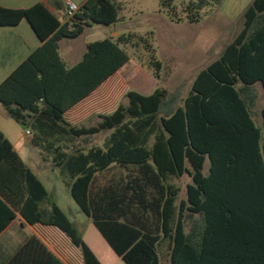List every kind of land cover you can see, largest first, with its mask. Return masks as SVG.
Wrapping results in <instances>:
<instances>
[{"label": "trees", "instance_id": "1", "mask_svg": "<svg viewBox=\"0 0 264 264\" xmlns=\"http://www.w3.org/2000/svg\"><path fill=\"white\" fill-rule=\"evenodd\" d=\"M222 2L160 0V11L173 24L193 25ZM121 9L115 0H87L62 24L40 3L0 6V27L26 20L43 43L0 84L3 110L30 130V145L59 170L76 206L125 264H162L163 256L168 264H264V107L256 112L253 89L259 84L264 92V0L246 9L240 32L186 94L183 85L150 95L131 90L96 126H73L65 113L132 55L147 54L161 79L153 33L89 43L70 68L61 59V40L92 24L115 25ZM98 135L101 143L90 142ZM185 176L192 183L181 199L176 181ZM18 216L59 229L84 264H101L0 130V234ZM6 264L63 262L31 237Z\"/></svg>", "mask_w": 264, "mask_h": 264}, {"label": "rangeland", "instance_id": "2", "mask_svg": "<svg viewBox=\"0 0 264 264\" xmlns=\"http://www.w3.org/2000/svg\"><path fill=\"white\" fill-rule=\"evenodd\" d=\"M253 1L223 0L220 5L208 8L204 19L199 24L176 25L169 22L160 11V0H131L124 11L127 16L125 33L132 32L140 35L153 33L152 44L155 56L163 63V70L161 79L155 78L153 70L148 68L147 54L140 51L141 59H139L130 52L132 57L126 68L128 74L123 78L120 91L132 90L143 95H150L157 88L173 91L183 85L186 94L200 68L218 58L231 38L240 32L243 27V14ZM161 19L163 22L159 25ZM95 27L98 30L92 34L93 37L101 38L100 36L110 32V30H104L105 26L95 25ZM88 36L90 35L87 34ZM142 50H144L143 47ZM107 106L112 108L110 112L108 111L111 114L118 105L115 108L114 105ZM257 122L261 124L259 119ZM0 126L11 138L13 144L17 145L16 149L22 160L44 184L51 201L56 203L74 224L101 264H125L109 247L92 222L76 206L62 181L59 170L50 168V164L43 160L39 151L26 141L24 128L1 112ZM18 139H21V142L17 143ZM100 139L101 137L98 141ZM176 183L182 190L181 199H185L186 187L192 183L191 179L185 176ZM41 229L42 226L14 224L10 230L0 236V249H7L13 253L31 237L38 236ZM61 235L64 243L69 244L73 251L79 254L80 251L72 246L63 234ZM162 264H168L167 256H163Z\"/></svg>", "mask_w": 264, "mask_h": 264}, {"label": "crops", "instance_id": "3", "mask_svg": "<svg viewBox=\"0 0 264 264\" xmlns=\"http://www.w3.org/2000/svg\"><path fill=\"white\" fill-rule=\"evenodd\" d=\"M68 1L74 3L76 6H78V8H80L85 4L87 0H0V6L7 9L25 10L40 3L45 5L50 12L55 14L62 24H65L70 19L67 14L68 9L66 3ZM115 1L122 7L119 15L120 20L115 25L104 27V30H110L108 34H103V36H100L101 38L93 37L92 34H94L96 30H98V28L95 27L96 24H92L90 27L86 28L85 32L80 37L76 39H63L59 42V54L67 67H73L82 60L86 52V47L89 43L101 41L107 38L116 39L123 34L132 33H125L127 28V16H125L124 14L126 5L130 3L131 0ZM161 22H163L162 19L159 21V25ZM87 34H89L90 36L87 37ZM234 37H232L231 40ZM231 40L226 45H228ZM42 44L43 43L37 37L36 33L26 20L21 21L17 26L0 27V84L6 78H8L33 52L40 48ZM221 54L222 53L219 54L218 58L221 56ZM211 62L212 61L203 65L200 70L205 68ZM128 64L129 63L123 66L116 74H114L106 82H104L90 96L69 109L64 115L65 120L69 124L77 127L96 126L99 122V116L109 114L108 111L112 109L107 105H114L115 108L116 105L125 103V94L127 92H124V90L120 91V87L123 85L124 76L128 74V71L126 69ZM253 89L257 94V100L254 104L256 105L255 110L259 113V111L264 107V92L259 84L255 85ZM0 112L3 115L6 114L1 104ZM0 130L12 142L11 138L1 128V126ZM27 131L30 132V130H25L26 141L30 143L32 134L30 136H27ZM100 137L101 139L100 141H98ZM103 139L104 135H98L90 137L89 140L90 142L101 143ZM17 141V143H19L21 142V139H18ZM13 146L17 151V145L13 144ZM14 224L29 225L24 222L21 217L18 216L17 219L12 224H10V226L4 232L0 234V236L10 230V228ZM35 226L41 225H34L31 227ZM61 234H63L68 239V241H70V239L63 232L51 226H42V229L38 233V236L33 237L39 239L51 253H53L58 259L63 262V264H84L81 250L76 247L80 251V253H75L69 244H67L66 242L64 243L63 236ZM72 246L74 245L72 244ZM18 250L10 253V251H8L7 249H0V264H6L18 252Z\"/></svg>", "mask_w": 264, "mask_h": 264}, {"label": "built area", "instance_id": "4", "mask_svg": "<svg viewBox=\"0 0 264 264\" xmlns=\"http://www.w3.org/2000/svg\"><path fill=\"white\" fill-rule=\"evenodd\" d=\"M66 5H67V9H68L67 14L71 18L75 13H77V11L79 10V8H78V6H76L74 3L70 2V1H68L66 3ZM26 135L27 136H30L31 133L29 131H27Z\"/></svg>", "mask_w": 264, "mask_h": 264}]
</instances>
